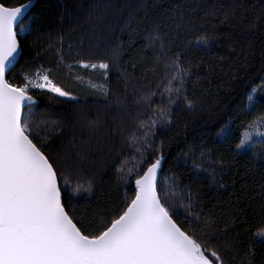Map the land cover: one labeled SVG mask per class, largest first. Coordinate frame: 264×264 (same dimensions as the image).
Wrapping results in <instances>:
<instances>
[{"label":"trees","instance_id":"obj_1","mask_svg":"<svg viewBox=\"0 0 264 264\" xmlns=\"http://www.w3.org/2000/svg\"><path fill=\"white\" fill-rule=\"evenodd\" d=\"M99 19L115 58L78 46ZM16 33L22 56L6 80L46 74L68 93L30 91L38 103L22 123L82 233L119 218L159 159L162 202L210 260L264 264V140L237 147L264 123V0H38ZM116 103L122 120L101 126L98 111Z\"/></svg>","mask_w":264,"mask_h":264},{"label":"snow or ice","instance_id":"obj_2","mask_svg":"<svg viewBox=\"0 0 264 264\" xmlns=\"http://www.w3.org/2000/svg\"><path fill=\"white\" fill-rule=\"evenodd\" d=\"M27 8L0 6V264H212L162 202L159 159L135 180V199L109 227L86 235L73 223L61 202L57 172L29 138L21 118L25 103L32 100L29 86L61 97L68 93L46 74L38 73L23 87L5 79L18 55L14 25ZM250 142L245 132L237 147ZM211 256L223 264L216 252Z\"/></svg>","mask_w":264,"mask_h":264},{"label":"rangeland","instance_id":"obj_3","mask_svg":"<svg viewBox=\"0 0 264 264\" xmlns=\"http://www.w3.org/2000/svg\"><path fill=\"white\" fill-rule=\"evenodd\" d=\"M88 26H89L88 27L89 30L85 33L84 36H82V34H79V32L77 33L79 35L77 37V40H79V45L78 46L82 47V46L86 45L89 48L92 46V47L96 48V49H94L95 51H99L98 49L104 48V54L110 55L109 52H112L113 58H115L116 57V53L118 54V52L115 49L113 50V48H114V45H113L114 44L113 43L114 39L112 37V35H113L112 28L107 27L104 24H102L100 19L97 20L96 22H93V23L89 22ZM102 35L105 36V37L102 38ZM36 79H37V77L35 79H32V80L35 81ZM33 90H44V91H47L46 88L45 89H36V88H32L31 86H29L28 93L30 91H33ZM59 97H61V96H59ZM64 97H67V96H64ZM114 99H118V96L115 95ZM142 102H143V104L145 103V105L148 106V102H146V100H143ZM137 103H138L137 106H139L141 102H137ZM121 106L123 107V106H125V104H123V105L121 104ZM112 107H116L117 109L120 108L119 104L116 103V104H113V105H109L108 108H106L107 110L104 111V113H100V110L98 111L97 116L101 115V122H100L101 126L104 123L106 124L105 121L108 120L109 118H110L109 121H112V122H120L122 120L121 118L123 117V113L114 115V113H112L113 112L112 111V109H113ZM109 108H110V110H109ZM124 112L126 113V111H124ZM147 113H149V112L147 111ZM140 114H142V113L140 112ZM143 115H146V114H143ZM162 120H163V118H162ZM85 121L88 122L87 119H85ZM263 129H264V123H261L259 126L255 127L254 130H251L249 132V134L251 135V142L249 144H247L245 146V148L246 147H251L256 140H264V136L258 135L259 132H264ZM82 133H83V131H81V128H80V130L78 131V134H82ZM63 153L66 155V157H70V152L68 150L64 149ZM71 159L72 158H69L70 161H71ZM212 264H214V263L212 262Z\"/></svg>","mask_w":264,"mask_h":264},{"label":"water","instance_id":"obj_4","mask_svg":"<svg viewBox=\"0 0 264 264\" xmlns=\"http://www.w3.org/2000/svg\"><path fill=\"white\" fill-rule=\"evenodd\" d=\"M37 1L38 0H32V1H30V2H28L26 4H24V5L20 6L21 8H23L25 5H28V8H27V11L24 12L23 17L20 18L17 21L16 25H14V31L15 32H16L17 27L28 17V15L30 14V12L33 10V8L35 7ZM0 6H2V5L0 4ZM17 43H18V55H16L15 61L11 65V68H10L9 72L5 74V79H7V76L17 67V65H18V63H19V61L21 59L22 49H21V46H20V43H19L18 38H17ZM31 97H32V100L30 102H26L25 103V107L22 108V110H21V118H22V120H23V113H24L25 109H27L29 107H33V106L37 105V103H38V101L33 96H31ZM160 162L161 163H160V169H159L158 175H157V183H158L159 177H160V175L162 173V170H163V161H160ZM58 186H59V183H58ZM61 202L63 204L62 194H61Z\"/></svg>","mask_w":264,"mask_h":264}]
</instances>
